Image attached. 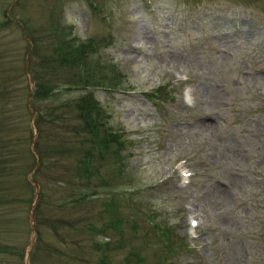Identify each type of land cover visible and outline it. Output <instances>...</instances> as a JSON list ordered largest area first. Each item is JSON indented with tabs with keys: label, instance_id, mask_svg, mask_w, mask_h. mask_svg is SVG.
Wrapping results in <instances>:
<instances>
[{
	"label": "rangeland",
	"instance_id": "rangeland-1",
	"mask_svg": "<svg viewBox=\"0 0 264 264\" xmlns=\"http://www.w3.org/2000/svg\"><path fill=\"white\" fill-rule=\"evenodd\" d=\"M0 264H264V0H0Z\"/></svg>",
	"mask_w": 264,
	"mask_h": 264
},
{
	"label": "trees",
	"instance_id": "trees-1",
	"mask_svg": "<svg viewBox=\"0 0 264 264\" xmlns=\"http://www.w3.org/2000/svg\"><path fill=\"white\" fill-rule=\"evenodd\" d=\"M74 47L76 46H73L72 48ZM81 54H82V49H81V45H79L77 46V48H75V52L72 56V59L80 60ZM64 56H60L59 60L64 61L63 59L65 58ZM50 60L51 59L48 58L47 61H50ZM30 72L32 73L31 75H32L33 86L30 91V94L27 93L29 98H27L26 100L30 99L31 106L33 107L34 110H36L37 105H34V103L37 102V100L39 101V99L42 98L43 96L45 95L47 96L51 92H54L55 89L52 86L45 84L41 80V78H39L36 72H33V71H30ZM92 86L93 84H89L87 79L83 80L82 82L83 93H81L80 96L75 101V106H76V110L79 112L80 119L84 124V131L90 134L91 140H93L91 141V143L94 142V144L92 143L93 145H91L90 147L94 148L96 143L100 147L103 145L104 147H106L108 143L115 142L116 139L113 137V135H107L108 133L105 134L104 131H103L104 133L103 135L102 133L101 135H99L98 126L101 125L102 127V122L98 121L97 119L100 106L98 105L97 101L93 97V91L88 90V88ZM96 86L98 85L96 84ZM88 150L91 151L92 149L88 148ZM90 158H91V155L89 156H87V154L84 155L83 162L85 163V167H86L85 173H88V172L90 173L93 171ZM85 197H86L85 194H81L76 198V200L80 202ZM118 221H117V224H118ZM162 233L166 234V231L163 230ZM96 244L98 245V243Z\"/></svg>",
	"mask_w": 264,
	"mask_h": 264
}]
</instances>
